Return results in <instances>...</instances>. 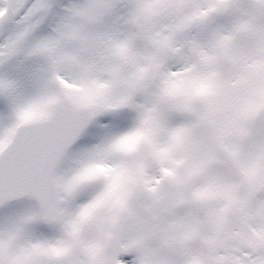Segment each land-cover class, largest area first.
Instances as JSON below:
<instances>
[{
  "label": "snow or ice",
  "instance_id": "obj_1",
  "mask_svg": "<svg viewBox=\"0 0 264 264\" xmlns=\"http://www.w3.org/2000/svg\"><path fill=\"white\" fill-rule=\"evenodd\" d=\"M0 264H264V0H0Z\"/></svg>",
  "mask_w": 264,
  "mask_h": 264
}]
</instances>
